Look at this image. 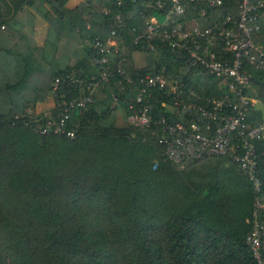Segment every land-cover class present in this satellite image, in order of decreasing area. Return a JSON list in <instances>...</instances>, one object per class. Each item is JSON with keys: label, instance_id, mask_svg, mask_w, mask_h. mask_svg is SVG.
Returning a JSON list of instances; mask_svg holds the SVG:
<instances>
[{"label": "trees", "instance_id": "trees-1", "mask_svg": "<svg viewBox=\"0 0 264 264\" xmlns=\"http://www.w3.org/2000/svg\"><path fill=\"white\" fill-rule=\"evenodd\" d=\"M68 1L21 0L17 12L27 7L48 24L46 40L36 46L31 29L25 31L33 16L15 14L10 37L0 43V264H256L246 242L254 193L236 165L213 158L177 171L153 128L128 122L139 109L129 102L141 75L164 67L202 104L222 93L220 82L202 71L191 75L166 46H131L155 16L148 0H81L71 9ZM227 3L206 18L198 15L201 5L190 6L188 27H209L235 13ZM112 31L125 50L110 64L134 82L111 78L92 103L72 110L65 128L74 138L38 133L46 117L34 114L37 105L53 98L55 115L62 101L99 80L104 68L93 64L85 40H104ZM254 43L264 51V16ZM67 75L77 82L54 90L55 79ZM115 95L119 104L111 108ZM244 95L262 110L249 113V127L264 122V75ZM151 105L153 119L191 121L184 109L162 107L160 98ZM255 148L264 199V140Z\"/></svg>", "mask_w": 264, "mask_h": 264}, {"label": "built area", "instance_id": "built-area-1", "mask_svg": "<svg viewBox=\"0 0 264 264\" xmlns=\"http://www.w3.org/2000/svg\"><path fill=\"white\" fill-rule=\"evenodd\" d=\"M226 2L236 9L235 13H226L209 27H188L186 15L190 6L201 5L198 15L204 18L209 9L223 7ZM146 8L159 14L162 22L155 16L146 20L144 34H138L131 46L142 50L166 46L191 75L196 76L202 71L218 80L222 93L208 104H202L193 88L169 75L162 67L136 79L139 90L129 106H139V109L128 118V122L142 129L153 128L164 149L165 159L177 171L213 158H226L236 165L254 193L251 229L246 242L256 264H264V199L255 148L256 141L264 140V122L249 127V113L258 111L260 104L244 95L255 76L264 75V51L254 43L264 16V0H148ZM116 35L112 31L104 40H85L94 51L93 64L104 71L98 81L88 83L82 96L62 101L58 105L59 113L43 114L46 120L37 127L38 133L74 138V130L65 128L72 110L92 103L97 91L107 87L111 78H122L127 84L134 82L115 65L119 50L121 53L125 50L124 46L119 47ZM154 36L161 40L156 43ZM111 55H114L113 65L110 64ZM64 82L74 84L77 80L70 75L58 77L53 89ZM155 98H160L161 106L167 109L186 110L191 121L183 124L170 123L165 117L153 119L150 106ZM118 104L115 95L111 108Z\"/></svg>", "mask_w": 264, "mask_h": 264}, {"label": "crops", "instance_id": "crops-1", "mask_svg": "<svg viewBox=\"0 0 264 264\" xmlns=\"http://www.w3.org/2000/svg\"><path fill=\"white\" fill-rule=\"evenodd\" d=\"M21 0H0V43L6 41L10 36L8 35V25L11 24V19L16 15L20 16L23 20L27 14L33 16L30 24L27 25L25 31L31 29V37L36 46H42L47 37L48 24L34 12H31L27 7H22L21 10L17 12L19 3ZM81 0H69L66 4L67 8H75L80 4ZM16 21V20H15ZM20 24L14 23L13 28H19ZM8 37V38H5ZM3 44V43H1ZM44 104V103H43ZM37 106H42L39 104ZM51 106V105H50ZM260 106V105H259ZM261 110V106L259 107ZM262 111V110H261ZM200 164L196 167H199Z\"/></svg>", "mask_w": 264, "mask_h": 264}, {"label": "rangeland", "instance_id": "rangeland-1", "mask_svg": "<svg viewBox=\"0 0 264 264\" xmlns=\"http://www.w3.org/2000/svg\"><path fill=\"white\" fill-rule=\"evenodd\" d=\"M155 19L157 21L162 22L161 16L159 14H157V13L155 14ZM52 101H53V98L52 99L51 98L47 99L46 102L44 104H42V106H39L38 108H35L34 114L36 115V114H40V113L41 114L50 113L52 111V108H53L52 103H51ZM28 112H29V114H31L32 110L28 111Z\"/></svg>", "mask_w": 264, "mask_h": 264}]
</instances>
